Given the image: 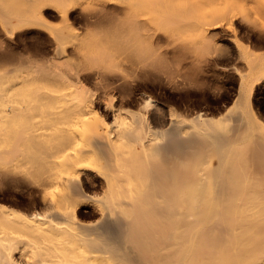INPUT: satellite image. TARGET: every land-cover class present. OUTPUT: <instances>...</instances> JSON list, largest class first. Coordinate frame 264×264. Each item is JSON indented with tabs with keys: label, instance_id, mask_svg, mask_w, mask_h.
<instances>
[{
	"label": "bare ground",
	"instance_id": "bare-ground-1",
	"mask_svg": "<svg viewBox=\"0 0 264 264\" xmlns=\"http://www.w3.org/2000/svg\"><path fill=\"white\" fill-rule=\"evenodd\" d=\"M92 1L0 0V264H264V0Z\"/></svg>",
	"mask_w": 264,
	"mask_h": 264
},
{
	"label": "rangeland",
	"instance_id": "rangeland-1",
	"mask_svg": "<svg viewBox=\"0 0 264 264\" xmlns=\"http://www.w3.org/2000/svg\"><path fill=\"white\" fill-rule=\"evenodd\" d=\"M81 1L91 2L92 0H81ZM96 1L98 0H93L92 2H96ZM46 12L49 15H51L49 16V18L53 24L60 23L59 16L55 15L53 11L48 9L46 10ZM77 13L78 11L73 12L72 18L75 21H78V19L80 18L78 17L79 14ZM21 32L22 33L18 37V40H17L20 45L21 44L23 45L24 43L29 44L30 46H32L33 44L35 45L37 43L40 45H43L45 44V41L47 42V37L42 32H37L36 29H24V30L22 29ZM260 38L261 37L259 36H255L254 40L258 42ZM205 74L206 73H204V75ZM199 81L200 83L198 84L187 85L183 90V91H188L189 93L188 98H187L188 104L195 105L199 101H206L205 103L202 104L203 109L208 110L209 112H212L214 114V117H216V120L219 117H223L227 115L230 111H235L236 104H237L236 102L239 101V96L237 94V90H238L237 84L221 85V84L216 83V81H214L215 88L214 89L212 88L211 90L210 88L206 86V84H204L202 80H199ZM200 93H202L203 96H201ZM250 103L253 109L259 115V117L262 120H264V84L255 89L254 93L252 94V97L250 98ZM192 105H190V109L192 108ZM188 112H191V113L188 114ZM192 112L193 111L191 110L183 112V115L186 118V120L189 118L186 122H189L191 118L193 117ZM261 242L264 243V238L261 240Z\"/></svg>",
	"mask_w": 264,
	"mask_h": 264
}]
</instances>
